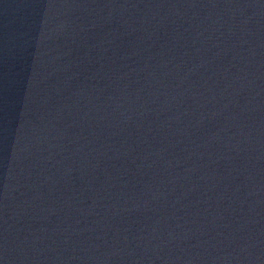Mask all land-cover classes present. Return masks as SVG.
Returning a JSON list of instances; mask_svg holds the SVG:
<instances>
[{
	"label": "water",
	"instance_id": "1",
	"mask_svg": "<svg viewBox=\"0 0 264 264\" xmlns=\"http://www.w3.org/2000/svg\"><path fill=\"white\" fill-rule=\"evenodd\" d=\"M0 264H264V0H0Z\"/></svg>",
	"mask_w": 264,
	"mask_h": 264
}]
</instances>
